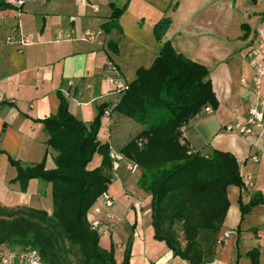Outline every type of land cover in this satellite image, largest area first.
Returning <instances> with one entry per match:
<instances>
[{
  "label": "crops",
  "instance_id": "obj_1",
  "mask_svg": "<svg viewBox=\"0 0 264 264\" xmlns=\"http://www.w3.org/2000/svg\"><path fill=\"white\" fill-rule=\"evenodd\" d=\"M11 2L6 0L9 7L0 9V206L52 212L51 185L30 180L21 193L13 182L16 169L9 159L23 167L37 165L45 158L46 168L54 167L56 154L47 148L48 137L39 121L55 115L59 94L69 93L81 102L76 105L66 97L69 112L87 128L100 109L110 110L100 118L105 127L97 133V140L110 145L115 161L107 189L115 205L99 215L110 226L109 234L100 236L99 244L106 250L111 244L124 249L129 209L142 203L139 196L134 197L136 204L130 203L132 192L140 189V175L138 171L134 175L128 172L131 162L118 151L137 125L114 111L120 95L108 82L104 70L112 62L119 72L120 84L128 85L138 69L152 65L162 43L168 42L184 58L207 69L217 101L215 110L200 114L182 128L184 142L204 157L213 151L231 154L238 162L241 177L252 179L247 190L228 188L229 208L218 236L215 259L210 264H252L246 254L254 250L256 264H264V205L252 207L244 216L240 213V205L247 206L254 195L264 198V155L258 163L247 160L251 153L264 152V147L224 129L235 116L245 115L255 100L252 61L246 55L254 46L258 31L264 30V6H260V0H26L17 9ZM125 4L127 7L118 18L122 37L116 46L117 54L107 48V34L96 41L81 40L84 32L95 33L110 21L112 5L122 8ZM94 8L98 9L96 13ZM165 19L169 25L158 42L153 29ZM14 28L33 38L32 46L19 49L7 45L6 36ZM58 34L62 35L59 42ZM261 92L264 93V86ZM94 155L98 156L94 166L97 168L101 157ZM116 156L121 159L116 160ZM140 190L150 203L149 194ZM116 237L120 243H114ZM143 244L147 245V238ZM157 245L160 256L156 258V251L149 252L148 256H153L149 260L182 264L169 249Z\"/></svg>",
  "mask_w": 264,
  "mask_h": 264
},
{
  "label": "trees",
  "instance_id": "obj_2",
  "mask_svg": "<svg viewBox=\"0 0 264 264\" xmlns=\"http://www.w3.org/2000/svg\"><path fill=\"white\" fill-rule=\"evenodd\" d=\"M7 7L6 0H0V9ZM126 7L112 5L110 21L101 26L114 54L122 37L118 18ZM168 25L165 19L154 27L158 42ZM161 46L152 65L135 72L114 108L137 125L118 154L137 166V184L150 196L154 238L186 264H210L229 208L228 188L242 187L241 174L231 154L213 151L204 157L184 142L182 128L205 107L215 110L217 101L205 67L184 58L168 42ZM59 100L58 112L39 121L47 148L56 154L54 167L48 170L45 158L23 167L9 159L21 193L30 180L51 185L52 213L0 206V246L36 251L42 264H116L115 248L100 246V235L90 229L89 219L96 200L108 191L115 162L110 145L97 140L104 111L100 109L87 128L71 115L67 98L59 94ZM94 154L101 157V165L88 170ZM257 205H264L258 194L247 206L240 205V213L244 216ZM130 245L128 238L120 264H130ZM246 256L257 263L255 250Z\"/></svg>",
  "mask_w": 264,
  "mask_h": 264
},
{
  "label": "built area",
  "instance_id": "obj_3",
  "mask_svg": "<svg viewBox=\"0 0 264 264\" xmlns=\"http://www.w3.org/2000/svg\"><path fill=\"white\" fill-rule=\"evenodd\" d=\"M26 0H12L11 5L14 8H19L23 5ZM95 13L98 11L97 8L93 10ZM81 37L82 41L90 42L96 41L103 36L102 31L98 30L95 33L84 32ZM58 36V42L62 40V35ZM5 43L7 45H15L19 49L27 48L32 46L34 43L33 38L25 35L18 28H14L11 33L6 36ZM102 43V42H100ZM247 57L252 61V68L254 71V77L252 79V85L255 90V97L253 103L249 106L245 115H237L234 120L224 126L226 132L236 134L244 139H253L256 144L264 147V93L261 92L262 86H264V30H259L257 37L254 40V46L247 52ZM105 76L108 82L115 87L118 95L126 91L127 84H120V76L116 66L112 62H108L105 66ZM244 85L245 82L242 81ZM65 97L74 101L76 105H81V102L75 101L69 93H64ZM110 110L104 111V115H108ZM211 112L209 107H205L200 114H206ZM199 115H196V117ZM264 155V152L251 153L248 155V162L258 163L260 156ZM116 160L121 158L116 156ZM128 172L134 175L138 168L135 164L130 163L127 167ZM242 191L247 190L251 187L252 179L247 176H242ZM115 205L114 198L106 193H103L95 202L94 207L90 211V229L93 232H97L100 236L108 235L110 226L103 223L99 218L102 211L109 212L110 209ZM110 218V215L107 214ZM0 264H42L39 255L36 251H30L26 253L11 250L7 246H0Z\"/></svg>",
  "mask_w": 264,
  "mask_h": 264
},
{
  "label": "rangeland",
  "instance_id": "obj_4",
  "mask_svg": "<svg viewBox=\"0 0 264 264\" xmlns=\"http://www.w3.org/2000/svg\"><path fill=\"white\" fill-rule=\"evenodd\" d=\"M260 6H264V0H260ZM102 127H105L104 120H100V127L98 132H102ZM97 155H93L92 160L88 164L87 168L92 169L94 166L97 165ZM140 197V203H142L141 206H136L134 208H131L130 216H128L127 219V228L126 233L124 235V246L127 243L128 238L131 240V256H130V264H160L157 263L156 259L149 260V258L153 257L152 255L148 256L149 252L156 251V258L160 256L159 254L161 251H159L158 245L161 244L167 248V246L162 242L158 241L153 237V231L150 226V203L145 200V195L142 190L138 189L137 192H132V199L130 200V203L136 204L134 201V197L138 198ZM52 212L48 213L51 215ZM90 217V215H89ZM144 238H147V245L145 246L143 244ZM114 243H120L119 238H114ZM147 248V250L145 249ZM156 249V250H155ZM124 249H118L115 248V254L114 258L115 261L120 264L121 260L123 258ZM148 257V258H147ZM178 262L183 264V261L181 259H178L177 257H174ZM75 257L71 256V261L74 263ZM162 264V263H161Z\"/></svg>",
  "mask_w": 264,
  "mask_h": 264
}]
</instances>
